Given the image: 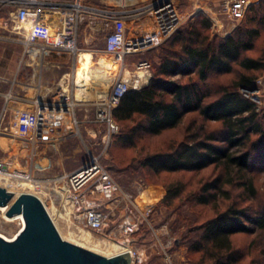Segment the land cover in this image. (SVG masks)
<instances>
[{"label": "rangeland", "instance_id": "374dc122", "mask_svg": "<svg viewBox=\"0 0 264 264\" xmlns=\"http://www.w3.org/2000/svg\"><path fill=\"white\" fill-rule=\"evenodd\" d=\"M49 1L54 2L56 0ZM59 1L65 3V0ZM87 1L91 3L98 2V0ZM143 3L146 4L147 2ZM112 4H115L114 0L107 2V5ZM174 4L181 18V25L178 30L186 28L190 23L199 18L205 19L210 24L208 31L210 40H221L238 30H244L247 18L253 14L251 11H248L242 21L235 22L223 15V0H175ZM251 7H255L259 11L256 18L261 22V25L258 27L259 35L254 41V47L251 51L246 52V56L253 58L264 57V3L262 0H256ZM7 19V9L1 10L0 36L7 33L6 30H3L5 25L2 24ZM8 24L15 26L12 23ZM10 26L7 25L9 29ZM26 26L21 25L22 29L25 30ZM7 27L6 29H8ZM112 30V22L106 21V30L104 32H95L92 34L88 45L83 44V47L89 50V52L85 53V56L81 55L78 57L76 54V56L63 65V68H56L50 65H45L43 68V72L51 74L52 83L57 79L60 80L65 72L69 74L67 82L64 85L48 84L51 92L45 96L44 102L48 106L56 104L58 108H65L67 114H73L75 111L76 118L82 121L81 126L89 127L91 134L83 133L81 130V137L62 140L68 134L64 132L60 133L61 138H57L58 142L51 143L49 139L50 134L45 128L41 132V139H39L40 133L37 131L34 134L36 137H34L35 143L28 141L24 146H19L21 143H18V140H22L18 137L15 119L21 107L16 103H9L3 110L4 101L0 99V187H5L18 195L25 192L39 194L45 205L55 211L52 213L54 214V223L60 232H63L66 227L72 229L83 228L86 231L89 229L83 225L79 215L75 213L69 201L67 204H64L63 200L67 199L68 191L65 181L58 178L85 164L89 154H101V163L107 169L112 179L124 192L133 195L137 206L146 211L147 219L152 223L155 234L159 236L160 244L155 242L154 235L145 224L142 225L138 233L126 239L117 236V234L108 235L89 230L92 236L123 243L127 245L128 249L132 248L136 252L143 253L144 258L138 264H169L163 257L161 246L169 252L172 264H199L201 253H196L190 248L201 233L200 227L203 223L229 206L247 209L251 214L264 209V147L259 148L258 151L252 154L248 162L249 170L243 173V178L240 176L237 180L235 179V184L233 185H222L223 194L217 193L216 200L206 205L194 204V199L191 195L199 193L202 185L210 183L219 177L221 174L219 170L211 167L196 173L154 175L140 167V160L146 153L168 150L170 146L182 141L186 132L201 134L204 130L206 133L212 132L214 135H220L219 124L204 123L196 114H189L176 130L165 132L157 137L142 135L137 140L136 146L129 148L118 142L117 135L121 131V126L114 121L118 127V131L111 138L108 146L104 147L102 136L105 133V128L101 124L93 123L94 106L92 105L99 96L106 94L115 78V70L101 66V60L104 63L113 62L110 55L101 52L103 49V39ZM19 31L21 32L22 30ZM172 37L173 35L159 46L166 45ZM2 43L0 40V44ZM159 46H157L158 48H154V50L129 56L131 57L129 59L131 63L144 61L149 63V68L146 69L149 79L146 82L137 80L132 71L124 72L123 79L129 85L130 91L149 86L153 77L152 64L158 62V56L161 53ZM49 60L51 59L47 58V61ZM85 62L89 63L85 64ZM72 70L75 77L79 73L88 76L90 78L89 82L79 84L76 78L73 81ZM100 70L102 71L100 74L102 76L101 81L98 83L92 82L94 81L93 76L97 75ZM126 72H128L127 75ZM241 73L239 72V75ZM143 75L142 78L145 77V72H143ZM235 78L236 73L216 76L212 84L214 87L223 86L232 82ZM252 88H254L252 92H245L242 89H239V92L254 102L259 110L264 109V67L262 71L256 74ZM59 92L65 95L68 94L69 96L67 98L59 96ZM71 93H74V98H71ZM76 93H82L84 96L81 104L78 102V98L76 99L75 97ZM72 104L74 105L73 112L69 109ZM58 112L59 110H40L41 122H47L48 116L46 119L43 118L45 115H50L51 113L59 115L57 114ZM70 122L72 124L69 114L67 124L69 125ZM127 124L131 125V123ZM30 137H33V135H30ZM256 139L257 136L253 137L252 141ZM234 171L231 172L232 177H236V171ZM54 179L57 181L55 183L51 182ZM26 180H28V183L31 182L32 188L23 189V187L19 186V182ZM34 181L45 183L39 193L35 190ZM241 181L247 184L249 182L252 183L253 196H251L250 191L246 188L237 186V183ZM177 184L184 186L181 198L176 199L171 206H165L161 203V200L166 193V186ZM67 213L69 216L65 218ZM115 214L116 217L113 221L117 218V212ZM19 228L18 221L10 223L4 221L0 212V234L11 237L19 232ZM263 247L264 230L252 233H239L231 236L230 254L238 258L234 264H264ZM203 264L210 263L205 261Z\"/></svg>", "mask_w": 264, "mask_h": 264}, {"label": "trees", "instance_id": "16d2710c", "mask_svg": "<svg viewBox=\"0 0 264 264\" xmlns=\"http://www.w3.org/2000/svg\"><path fill=\"white\" fill-rule=\"evenodd\" d=\"M248 11L253 14L247 18L245 29L221 40L209 39L210 24L205 19L177 29L166 45L159 46L161 53L158 62L152 64L149 86L129 91L112 112L121 126L118 142L129 148H134L142 135L157 137L176 130L189 114H196L204 123L219 124L220 135L204 130L201 134L186 132L182 141L168 150L146 153L140 160V167L154 175L196 173L211 167L219 170V177L191 195L194 204L216 200L217 193L224 192L221 186L243 178L252 154L264 147V109L259 110L239 92L252 88L256 74L264 67L263 56H246L261 25L256 18L259 11L255 7ZM233 73L236 78L232 82L218 87L212 84L216 76ZM233 170L237 178L231 176ZM237 184L254 195L252 183ZM183 191L181 184L166 186L161 203L171 206ZM200 229L190 248L201 253L199 264H234L238 258L230 254L231 236L264 230V209L251 214L229 206Z\"/></svg>", "mask_w": 264, "mask_h": 264}, {"label": "built area", "instance_id": "2783aa9c", "mask_svg": "<svg viewBox=\"0 0 264 264\" xmlns=\"http://www.w3.org/2000/svg\"><path fill=\"white\" fill-rule=\"evenodd\" d=\"M255 1L223 0L222 13L232 21H242ZM174 3L175 0H155L144 6L143 11L150 16L152 27L146 41L142 44L129 43L125 30L121 26L120 28L117 27L122 25L124 19H131L140 15L141 9L134 8L119 12L114 8L85 6L81 0H67L65 3L59 2L58 4L49 0H0V11L7 9L8 18L18 24V28L25 23L29 25L41 23L45 26L42 20L46 17L50 18V13L55 11L72 12L75 27L84 19H101L105 25L106 21L112 22L113 30L104 37L103 51L110 55L117 64V77L106 94L99 96L92 105L94 106L93 123L104 126L105 133L102 136V143L104 147H107L111 138L118 131L112 112L124 95L130 91L129 85L122 77L124 60L128 55L156 48L174 35L181 25V18ZM33 32L32 29L30 36H27L25 40V52L36 55L38 52L49 49V44L40 43L38 41L40 35L38 36ZM72 49L74 50V47ZM138 68L148 69L149 63L140 62ZM34 104L31 111L20 112L15 119L18 137L28 139L31 143L34 142V139L30 135L35 133L38 127L42 106L39 101ZM69 109L73 112L74 105L72 104ZM72 127L79 135L78 122L74 118ZM100 158L101 154H89L85 164L58 178L65 181L68 191L67 200L75 213L79 215L83 225L94 232L108 235L117 234V236L126 239L138 233L142 225L145 224L154 235L155 242L160 244L159 236L155 234L152 223L147 219L146 211L137 206L133 195L124 192L112 179L107 169L103 167ZM56 181L54 179L51 182L55 183ZM34 184L35 190L39 193L45 183L34 181ZM36 196L41 199L39 194ZM116 212L117 218L113 221ZM161 249L164 259L172 264L169 252L163 246ZM128 251L132 256L131 264H138L144 258L143 253L136 252L132 248Z\"/></svg>", "mask_w": 264, "mask_h": 264}, {"label": "crops", "instance_id": "0c3cea01", "mask_svg": "<svg viewBox=\"0 0 264 264\" xmlns=\"http://www.w3.org/2000/svg\"><path fill=\"white\" fill-rule=\"evenodd\" d=\"M110 0H98L97 3H91L87 0H81L83 5L94 7V8H114L119 12L129 11L131 9H141V14L137 17L131 19H124L122 25L117 26L125 30L127 35V40L129 43H140L146 41L147 35L152 27V21L147 12H144V6L149 3L147 0H114L115 4L107 5V2ZM53 2V1H51ZM59 0L54 1L53 3L58 4ZM67 2V0H65ZM143 2H147L144 4ZM151 2V1H150ZM143 3V4H142ZM132 4V5H131ZM140 4V5H139ZM50 18H44L42 21L45 24L46 33L44 35H40V39L38 41L40 43H48L49 49L45 51L38 52L36 55H30L26 51L25 40L27 38V32L25 29H22L21 25L18 28V24L9 18L4 20L2 24L5 25L3 30H6V34L0 36V40L3 42L0 44V99L4 101L3 110L9 103H16L20 105L21 109L19 112L31 111L34 108L35 102L41 103V110H56L59 112L55 115L51 113L50 115H45L43 118H47V122H41V115H39V124L35 131L40 133L39 139H41V132L48 130L50 134L51 143L58 142L60 137V133H68L65 138L62 140H69L74 137H81V130L83 133H90L91 129L89 127L81 126V120L76 118L75 111L73 114H70L71 121L76 119L78 122V132L79 135L76 134V130L72 127L71 122L69 125L67 124V118L69 114H67V110L65 108H58L56 104L52 106H48L47 103L44 102L45 96L50 94L51 88L48 84H57L64 85L67 82V78L69 76L68 73H64L60 80H55L52 83L51 74L47 72H43L44 66H52L56 68H63V65L68 62L72 57L76 56H85V53L89 52L86 47H83V44L88 45L92 34L95 32H104L106 30V25L101 19H84L80 22L76 27L74 26V15L70 11H55L50 13ZM8 23L15 24V26H10ZM10 26V29L7 27ZM27 25V23L22 24ZM27 26H30L29 24ZM6 27L8 29H6ZM19 30H22L21 32ZM35 34V32H33ZM53 33V34H52ZM39 36V34H37ZM48 37V39H46ZM74 47V50L72 49ZM83 47V48H81ZM103 49H104V39H103ZM103 49L101 50L104 53ZM151 50H154L151 49ZM149 51V50H148ZM137 54V53H135ZM134 55V54H131ZM131 55H128L123 63L122 67V77L125 71H132L135 78L137 80H142V82H146L149 79V76L146 74V69L138 68V63H131L129 59ZM47 58L51 60L47 61ZM113 59V58H112ZM126 61V63H125ZM113 62L116 66L115 69V78L117 77V64L114 59ZM89 62H85L88 64ZM101 66L103 68L107 67L106 63L101 60ZM109 68V67H108ZM99 70V69H98ZM102 70V69H101ZM98 71L99 73L93 76L92 82L98 83L101 81L102 76L100 75L102 71ZM145 72V78L142 76H138V73ZM72 80L76 78V81L79 84H83V82H89V77L79 73L76 77L72 70ZM128 72H126V75ZM54 76V75H53ZM144 76V75H143ZM112 81V82H113ZM59 88V87H57ZM74 93H71V98H74ZM59 96L68 97V94H64L59 92ZM58 96V97H59ZM78 102L81 104L83 99V94L75 95ZM79 104V105H80ZM27 106V107H25ZM30 109V110H29ZM94 112V110H93ZM55 117V118H54ZM93 117V116H92ZM42 118V119H43ZM33 133V139L35 143V136ZM35 137V138H34ZM58 138V139H57ZM22 141L18 140L19 146H24L29 141L25 138H20ZM83 139V138H81ZM42 141V140H39Z\"/></svg>", "mask_w": 264, "mask_h": 264}, {"label": "water", "instance_id": "95a60500", "mask_svg": "<svg viewBox=\"0 0 264 264\" xmlns=\"http://www.w3.org/2000/svg\"><path fill=\"white\" fill-rule=\"evenodd\" d=\"M8 205L6 216L21 214L24 226L12 241L0 237V264H131L129 251L105 257L64 240L45 205L33 193L15 197L0 187V207Z\"/></svg>", "mask_w": 264, "mask_h": 264}, {"label": "bare ground", "instance_id": "6f19581e", "mask_svg": "<svg viewBox=\"0 0 264 264\" xmlns=\"http://www.w3.org/2000/svg\"><path fill=\"white\" fill-rule=\"evenodd\" d=\"M27 25H28V23H27ZM32 29L34 30L36 35L37 34H39V35L43 34L44 35V33H46V28L41 23H34V24L30 25V26H26V30L25 31L27 32V35H30V33L32 32ZM106 65H107V67H109L110 70H115L116 69L113 62H108V63H106ZM138 75L143 76V73H138ZM27 181L28 180L23 181V182H19V186L21 188L23 187V189L32 188L33 185L30 184L31 182L28 183ZM25 193H28V192H25ZM17 195L18 194L16 193L15 197ZM40 200L43 202L42 199H40ZM63 202H64V204H67L68 200L64 199ZM43 204L45 205L44 202H43ZM8 207H9V205L6 206V207H0V212L2 214V217H3L4 221H7L9 223L13 222V221H18V223L20 225V228H19V231H20L23 228V226H24L23 217H22L21 214H18V215L13 216V217H7L5 213H6L7 209H8ZM45 207H46V210L48 211L49 215L51 216V219L54 222V217H53L54 214H52V213H54L55 211L52 210L51 208H49L47 205H45ZM68 216L69 215L67 213L65 218H68ZM55 217H56V213H55ZM58 217H60V216H58ZM60 219H61V217H60ZM61 220H63V219H61ZM58 232H59V234L61 235V237L64 240H67V241H69L71 243L79 245V246H81L83 248H86V249H88L90 251H93V252L98 253V254H103V255L108 256V257L129 250L127 245H125L123 243H119V242H115V241H111V240H107V239L95 238V237L92 236V234H91V232L89 230L85 231V230H83V228L82 229H80V228L72 229L70 227H66V229L63 232H60L59 230H58ZM16 235L17 234L12 235L11 237H8V236L6 237V236L0 234V237L3 238L6 241H12V240L15 239Z\"/></svg>", "mask_w": 264, "mask_h": 264}]
</instances>
